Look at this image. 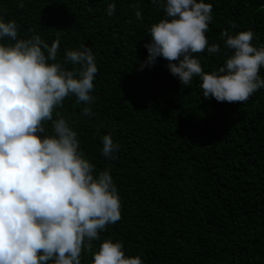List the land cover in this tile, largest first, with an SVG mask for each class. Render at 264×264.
<instances>
[{"label": "trees", "instance_id": "obj_1", "mask_svg": "<svg viewBox=\"0 0 264 264\" xmlns=\"http://www.w3.org/2000/svg\"><path fill=\"white\" fill-rule=\"evenodd\" d=\"M204 2L212 5L209 46L221 44L219 53L193 54L206 73L226 58L222 30H250L253 46L264 47V0ZM18 3L0 0V17L17 23L18 38L35 34L51 46L59 36L61 63L65 49L85 45L98 69L90 105L70 95L53 113L68 120L94 172L109 171L121 202V219L99 233L91 252L82 249L81 264H91L105 239L143 264H264V88L241 104L217 102L202 96L198 77L181 85L162 57L140 68L148 29L165 16L152 0ZM84 107L92 115H82ZM45 128L51 134L50 122ZM106 134L118 145L114 160L101 155Z\"/></svg>", "mask_w": 264, "mask_h": 264}, {"label": "clouds", "instance_id": "obj_2", "mask_svg": "<svg viewBox=\"0 0 264 264\" xmlns=\"http://www.w3.org/2000/svg\"><path fill=\"white\" fill-rule=\"evenodd\" d=\"M152 3L165 16L148 29V55L140 68L162 57L181 85L198 77L202 96L217 102L241 104L264 88L259 75L264 47L253 46L252 31L222 30L226 58L217 71L206 73L193 54L221 51V44L209 46L205 35L212 5L204 0ZM18 6L24 7L23 0ZM133 7L142 19L139 5ZM106 11L111 16L115 4ZM18 27L0 17V38L13 42L0 44V264H81L82 249L91 252L99 233L121 219V202L109 171L94 172L78 151L68 120L53 113L70 95L77 104L90 105L98 69L91 48L65 49L61 63L59 36L49 46L39 35L18 38ZM69 62L79 67L69 70L64 66ZM82 115H92L90 108L84 107ZM101 142V155L116 159L118 145L111 135H103ZM92 257L91 264H143L138 256L126 257L122 244L110 239Z\"/></svg>", "mask_w": 264, "mask_h": 264}]
</instances>
